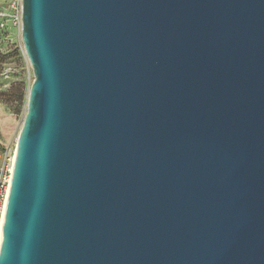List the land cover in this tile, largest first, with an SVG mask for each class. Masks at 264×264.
I'll list each match as a JSON object with an SVG mask.
<instances>
[{"label": "water", "instance_id": "obj_1", "mask_svg": "<svg viewBox=\"0 0 264 264\" xmlns=\"http://www.w3.org/2000/svg\"><path fill=\"white\" fill-rule=\"evenodd\" d=\"M20 20L0 264H264V0H21Z\"/></svg>", "mask_w": 264, "mask_h": 264}, {"label": "rangeland", "instance_id": "obj_2", "mask_svg": "<svg viewBox=\"0 0 264 264\" xmlns=\"http://www.w3.org/2000/svg\"><path fill=\"white\" fill-rule=\"evenodd\" d=\"M10 0H0V144L5 148L0 157V167L10 164L17 135L26 112L29 87L33 80L32 68L21 42L20 23L13 15L4 13ZM21 84L23 98H16L15 90ZM12 89V90H11Z\"/></svg>", "mask_w": 264, "mask_h": 264}, {"label": "built area", "instance_id": "obj_3", "mask_svg": "<svg viewBox=\"0 0 264 264\" xmlns=\"http://www.w3.org/2000/svg\"><path fill=\"white\" fill-rule=\"evenodd\" d=\"M20 11H21V0H10L7 4V8L4 9V13L9 15L11 12L13 15V20L15 22L20 23ZM4 154V153H3ZM2 154H0L1 157ZM12 162L13 157L10 164H5L4 166L0 167V240H1V232H2V223L4 217V210L7 200V194L10 184L11 178V170H12Z\"/></svg>", "mask_w": 264, "mask_h": 264}, {"label": "trees", "instance_id": "obj_4", "mask_svg": "<svg viewBox=\"0 0 264 264\" xmlns=\"http://www.w3.org/2000/svg\"><path fill=\"white\" fill-rule=\"evenodd\" d=\"M8 92H10V90ZM8 92H0V95H8L7 94ZM14 92L16 94V98H14V100L16 99L21 100L23 98V89L21 84H19L18 88ZM4 152H5V148L0 144V154H3Z\"/></svg>", "mask_w": 264, "mask_h": 264}]
</instances>
